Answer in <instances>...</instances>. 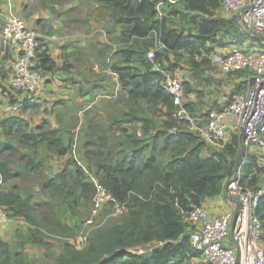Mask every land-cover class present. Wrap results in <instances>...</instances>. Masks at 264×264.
<instances>
[{
  "label": "trees",
  "instance_id": "obj_1",
  "mask_svg": "<svg viewBox=\"0 0 264 264\" xmlns=\"http://www.w3.org/2000/svg\"><path fill=\"white\" fill-rule=\"evenodd\" d=\"M49 1L52 5L48 8L54 10L55 5L74 0ZM89 1L98 4L101 17L107 14L111 19L107 28L113 25L122 30L123 42L106 45V50L113 49L106 63L113 78L117 77L115 85L127 90L129 110L122 116L116 115L118 112L109 114L114 118L108 125L85 124L82 156L78 151L79 135L77 145L85 168L73 156L77 136L70 141L64 137L62 127L52 129L44 121L30 131L27 120L18 116L0 120V207L12 219L33 228L29 241L42 245L43 240L33 235L45 229L64 231L66 226L57 210L75 214L82 205L89 204L96 193L95 178L127 206V213L95 229L83 248L65 243L63 252L48 264H194L192 260L197 254L184 221L185 213L223 195L227 178L234 177L238 167L247 188L254 187L262 170L255 156H242L237 134L223 151L209 150L200 134L177 118L173 96L164 87L155 64L177 75L182 54L213 55L233 41L242 44L245 35L240 33L235 20L219 15L223 0H182L167 7V16L161 20L155 2L150 0ZM174 20L185 21L189 29H182ZM157 41L165 48L157 52L153 64L147 55ZM170 54L177 58L169 64ZM38 59V68L44 74L55 71L56 64L46 50L40 51ZM192 64L199 69L209 65V61L192 60ZM184 82L188 96L194 90L190 82ZM246 88L244 80L233 94ZM30 104L28 101L26 106ZM200 106L198 102H189L187 109L194 117L203 118L206 114ZM138 124L142 129L136 128ZM198 124L204 126L206 122ZM128 125L130 134L123 128ZM115 127L119 131L124 129V134L116 136ZM40 147L50 157H69L60 173L47 175V162L39 157ZM40 195L48 198L42 200ZM258 214L264 242V196ZM147 246L151 249L144 253L133 251ZM0 264H27L24 253L12 255L10 244L1 233Z\"/></svg>",
  "mask_w": 264,
  "mask_h": 264
},
{
  "label": "built area",
  "instance_id": "obj_2",
  "mask_svg": "<svg viewBox=\"0 0 264 264\" xmlns=\"http://www.w3.org/2000/svg\"><path fill=\"white\" fill-rule=\"evenodd\" d=\"M150 1L155 2L157 17L161 20L167 16L165 11L167 7L178 5L182 0ZM219 15L228 20H235L239 29L248 38L249 44L257 46L258 49H251V46L247 50L234 46L225 53H216L212 56L214 65L226 75L245 72L247 88L233 94L230 102L222 110L211 111L206 117L208 120L206 125L198 124V121L205 118L194 117L187 109L191 100L186 94L184 80L168 70H162L157 66L156 69L161 72L164 87L173 96L177 118L189 123L191 129L198 132L207 143L224 148L237 134L240 137L241 149L256 152L252 156L257 159L264 181V0H223ZM47 39L65 44V40L57 36ZM164 48L165 45L157 41L155 47L148 52V59L155 64L157 52ZM40 51L39 33L10 10L2 29L0 72L13 90L25 96L21 102L11 107L13 112L20 111L26 102L31 101L45 81L44 72L38 68ZM115 78L117 80V77ZM73 156L78 164L83 166L78 157L77 142L74 144ZM242 156L247 159L249 154ZM93 181L96 193L93 197L92 215L87 221L92 230L95 227V219L108 208L110 214L106 220L127 213L125 204L117 201L95 178ZM227 192L223 194L228 199L240 203L234 232L232 222L235 209L217 211L212 205L204 203L185 213L184 221L188 224L190 240L197 254L193 260L198 264H264L263 224L258 214L264 188L259 190L247 188L242 183V176L234 175L227 183ZM13 220L6 209L0 207V229L10 226ZM144 252L141 250L139 253Z\"/></svg>",
  "mask_w": 264,
  "mask_h": 264
},
{
  "label": "crops",
  "instance_id": "obj_3",
  "mask_svg": "<svg viewBox=\"0 0 264 264\" xmlns=\"http://www.w3.org/2000/svg\"><path fill=\"white\" fill-rule=\"evenodd\" d=\"M61 8L63 9L60 10ZM17 9V4L13 0H0V48L2 44L3 26L7 21L10 10L18 13L19 9ZM70 9L71 6L60 7L56 5L54 10L49 8L45 11L35 12L34 17L29 22H27L30 28H35V30L40 35L41 51L46 50L56 64V69L54 72H48L45 74V81L42 84L41 89L37 95L34 96V99L29 101L31 104L26 106L28 103L26 102L25 106L21 109H32L34 105H38V108L40 109L38 114L39 116L35 119V124L31 125L28 123L30 124V131L35 130L37 127L42 125L44 121H47L49 122V126H51L52 129H60L62 127L65 132V137L66 132H68L69 127L72 126L73 123L74 125L71 127L73 132H75L74 128L78 123L79 125H85L87 122H93L96 125H108L114 117L109 115H98L103 113L116 114L118 112L116 105L112 108V103L105 100L110 98L106 96L105 90L111 89L110 86L111 83L113 85L115 77L112 79L113 82L110 81L108 83V78L106 80V75H104V72L105 62L106 60L108 62L110 61L113 53H109L106 50V45L109 43L118 44L113 40H116L118 37L122 36V30L117 28H114L110 31L107 30L103 32V36L101 38H95L94 35L84 36V34H81L80 30L76 28L77 22L80 23V20L77 18H70L69 15L66 16L67 13L69 14L71 12ZM97 10L98 9L96 8L93 20L96 19V14L98 20L101 18L100 13L98 14ZM103 27H105V24ZM69 28L71 29L69 30ZM49 32H58L64 35L68 34L72 39L64 45H55L54 42L52 43L49 41V39H47ZM240 33L243 34L241 30ZM231 43L233 45H230L225 49H220L219 53H225L234 46H240V48L247 50L252 46L249 44L248 38H245V36L242 45H239L235 41ZM251 49L257 50L258 48L257 46H252ZM106 53H109L108 56ZM178 70H180V68L176 71ZM108 73L111 74L110 72ZM0 74L2 73L0 72ZM184 76L185 78L188 77V72H184ZM2 79L5 78L3 75H0V82H2ZM242 83H244L243 75L240 73L233 74V89L230 95L233 94L236 91V88ZM115 88L116 91L118 90V92L120 89L122 90L119 85H117ZM17 93L19 96L16 98H11V96H9L7 93H1L0 99L12 105L13 102L22 100L25 97L24 94L19 92ZM193 94L195 95L194 92ZM112 98H115V96ZM197 99L193 98L191 102L200 103L202 106H200L201 112H204L205 114L213 110L220 109L228 102H224V99H220L218 97H216L214 101H211L210 97H206L204 93L199 95ZM214 102L217 107L213 105ZM45 103H47V105ZM205 103L207 104L205 105ZM11 105L7 107V109L10 111H12ZM40 105H43V107L41 108ZM44 106H49V108ZM92 107L96 109L91 110ZM205 108L207 109L205 110ZM45 110H48L49 113H47ZM88 112L95 113V116L85 115ZM75 118L76 121H74ZM200 122H206L207 124L208 120L204 119V121L202 120ZM123 128H126V130L128 129L127 134H130L132 131L129 129V125ZM136 128L140 130L139 124L136 126ZM114 130L116 136L124 134V129L119 131L118 127H115ZM85 140V134H82L79 139V147L82 153L85 152ZM93 141H95V138ZM68 159V156L55 157V160H52L50 163V166L53 168L47 169V175L54 176L60 173ZM1 184L2 176L0 174V185ZM0 190H2L1 187ZM37 191H39V187H37ZM227 203L229 204L228 207L226 205ZM205 204L210 206L212 205L217 211L236 209V206L233 205V202L224 194L215 199L206 200ZM3 229H5V227L1 228L0 230Z\"/></svg>",
  "mask_w": 264,
  "mask_h": 264
},
{
  "label": "rangeland",
  "instance_id": "obj_4",
  "mask_svg": "<svg viewBox=\"0 0 264 264\" xmlns=\"http://www.w3.org/2000/svg\"><path fill=\"white\" fill-rule=\"evenodd\" d=\"M18 7V13L15 12L18 16L23 18L26 22H29L33 17L35 12H40V11H45L48 10V6L52 5L49 0H13ZM56 6V5H55ZM54 6V7H55ZM60 7L64 6H71V12L67 15H69L70 18H77L80 20V23L77 22L76 28L80 30L81 34H84V36H91L94 35L95 38H101L103 36V32L105 31H110L111 27L114 29L113 25L108 26L109 28L106 27L108 24V19L109 16L107 14H104L99 20L97 19V14H96V19L93 20L95 10L98 6V4L94 1H89V0H74L69 3L64 4L63 6L59 5ZM61 8L60 10H62ZM98 9V8H97ZM181 9V8H179ZM108 11V10H107ZM66 12V9H65ZM98 12V11H97ZM109 13V12H107ZM99 14V12H98ZM92 20V21H91ZM91 21V22H90ZM175 24H178L181 26L182 29L188 30L189 26L185 21H179V20H174ZM105 24V27H103ZM29 26V24H28ZM30 27V26H29ZM35 30V28H33ZM71 28H69L70 30ZM99 29V30H98ZM91 32V33H90ZM90 33V34H89ZM235 34L238 35V32ZM57 36L61 38L62 40H65V44L71 40L72 38L67 34H60L58 32L48 33V37H53ZM232 39V38H230ZM50 41V40H49ZM115 43H121L123 42V35L118 37L116 40H113ZM54 42L55 45H62L58 41H50ZM225 42V41H224ZM242 43V42H241ZM239 45H242L238 43ZM2 45V44H1ZM230 45H233L230 43ZM229 45V46H230ZM239 47V46H238ZM109 53H112L113 49L109 48L107 49ZM220 52V48L217 51V53ZM109 53H106L107 56ZM216 54V53H215ZM214 55V54H213ZM213 55H203V56H196V57H191L188 54H182V56L179 58L180 59V70L176 71L175 73L181 77L182 80H186L190 82L192 85V89L194 90L195 95L192 93L188 95V99L192 100L197 99L199 95L205 94L206 97H210L211 101H214L216 97L220 99H224L226 101H230L231 97L233 94L230 95L232 92V85H233V74H238L236 72L229 74L227 76L224 75L223 72L220 71L218 66L214 65L212 61V56ZM204 57V58H203ZM176 56L174 54H170V59L167 61V63L170 64V62H175ZM118 59V58H117ZM203 59V60H202ZM192 60H195L199 63L202 61L205 62L206 60L209 61V65L206 67H201L197 69L193 64ZM107 62V60H106ZM105 62V72L104 75H106V80L108 78V83L112 81L113 76L109 74V64ZM157 66V65H155ZM196 70H194V69ZM108 71V72H107ZM184 72H188V77L185 78ZM111 73V72H110ZM243 73V72H242ZM2 75V74H1ZM244 80H246V73L244 72L243 74ZM4 80V81H3ZM113 82V81H112ZM115 83L113 82V85L111 83L110 90H105L106 96L110 97L105 100L108 102L112 103V108L116 105L118 108V114L125 115L128 112V106L126 105L127 102V90H118L116 91L115 88ZM232 87V88H231ZM237 92V91H236ZM9 94L11 98H16L19 96L17 92H15L6 82L5 79H2V82H0V94ZM115 96V98H112ZM117 96V97H116ZM34 99V98H33ZM32 99V100H33ZM16 102V101H15ZM15 104V103H13ZM47 105V103H45ZM207 103H205L206 105ZM11 104L7 103L6 101H2L0 99V120L8 118L10 116H18L22 119H26L28 123L31 125L35 124V119L39 116V108L38 105H34L32 109L28 110H20L16 112H12L7 109ZM13 106V105H11ZM41 108L43 105H40ZM46 108H49V106H44ZM202 107V106H201ZM111 108V109H112ZM96 108H93L91 110H95ZM207 108H205L206 110ZM47 113H49L48 110H45ZM208 111V110H207ZM206 111V112H207ZM210 113V112H209ZM207 113L203 118L206 119L208 117ZM148 114V113H147ZM85 115H90V116H95V113H86ZM107 116V114H99L98 116ZM140 115V114H139ZM146 115V113L144 114ZM82 116V115H81ZM146 117H151V115H146ZM76 121V119H74ZM156 121H159V117H156ZM29 124V126H30ZM74 123L72 124V126ZM72 126L69 127L68 132H66V138L69 139L70 141H73L76 136H80L82 134H85L84 132V126L79 123L76 124V127L73 129L71 128ZM140 128L142 129V125H140ZM133 127V126H131ZM72 129V130H71ZM86 131V129H85ZM236 133V132H235ZM91 139V137H90ZM94 140V138H92ZM77 145H78V137H77ZM208 149L212 150L214 152H221L225 148L219 145L215 144H210L207 143ZM79 152H81L80 147H79ZM82 156V152L80 153ZM241 154L242 155H255L256 152L253 151L251 152L250 149H241ZM39 157L41 159H44L47 162V167L52 169L53 167L50 166V163L52 160H55L54 157H50L48 151L44 149V147L39 148ZM240 167L236 169V174L242 176ZM232 179V176H229L225 182L224 186V192L225 188L227 186V183ZM251 180V178H250ZM248 180L246 181V183ZM250 188V187H249ZM252 189L256 188H264V181L262 180V173L258 176L256 179V183L254 187H251ZM43 197V198H42ZM40 195V198L42 200L47 199L48 196H42ZM57 200H59L57 198ZM52 202H56L55 199H51ZM92 203H93V198L92 201L89 204L82 205L78 212L75 214L72 213H67V212H62L60 210H57L58 213L61 215V218L64 222V226H66V229L64 231H51L50 229H45L41 230L39 232H36L33 237L39 238L43 240L44 244L38 245L33 242L29 241V237L31 236L29 227L27 224L23 221L20 220H13L12 223L10 224L9 227H5V229L0 230L1 236L4 241L10 244V250L12 255L16 253H24L27 257V264H48V262H53L51 258H56L58 255H60L63 252V247L65 243H70L72 245H76L78 248H83L85 244L88 241V238L90 235H92V232L95 231V229L105 226L106 224L112 223L114 219L109 218L106 220L107 216L110 214V209H106L102 215H100L98 218L95 219V227L92 230L91 225H87V221L91 218V213H92ZM228 207V203L226 204ZM232 208V207H231ZM106 220V221H105ZM52 229V228H51ZM36 235V236H35ZM87 240V241H86ZM86 241V243H84ZM151 247L147 246L144 249L141 248H136L133 251L136 253H139L141 250H150ZM194 264H198L195 260H192Z\"/></svg>",
  "mask_w": 264,
  "mask_h": 264
},
{
  "label": "water",
  "instance_id": "obj_5",
  "mask_svg": "<svg viewBox=\"0 0 264 264\" xmlns=\"http://www.w3.org/2000/svg\"><path fill=\"white\" fill-rule=\"evenodd\" d=\"M225 191L227 192V186L225 188ZM231 201L236 206L235 215H234V219H233V222H232V232H234L235 231V228H236V225H237L238 217H239L240 203L238 201L234 200V199H231ZM151 255L152 254L150 253L149 256H151Z\"/></svg>",
  "mask_w": 264,
  "mask_h": 264
},
{
  "label": "clouds",
  "instance_id": "obj_6",
  "mask_svg": "<svg viewBox=\"0 0 264 264\" xmlns=\"http://www.w3.org/2000/svg\"><path fill=\"white\" fill-rule=\"evenodd\" d=\"M236 210V209H235Z\"/></svg>",
  "mask_w": 264,
  "mask_h": 264
}]
</instances>
